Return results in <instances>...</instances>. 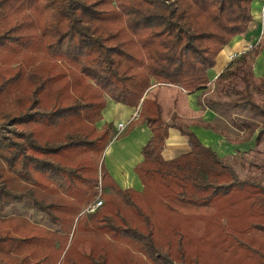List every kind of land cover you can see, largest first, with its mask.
I'll use <instances>...</instances> for the list:
<instances>
[{"label":"trees","instance_id":"obj_1","mask_svg":"<svg viewBox=\"0 0 264 264\" xmlns=\"http://www.w3.org/2000/svg\"><path fill=\"white\" fill-rule=\"evenodd\" d=\"M253 2L0 0V264H143L144 255L204 264L207 246L213 264H264V184L241 178L175 114L165 122L145 96L162 84L200 92L201 110L216 117L196 126L236 143L255 137L258 148L264 106L247 78L227 107L207 92L208 71L248 30ZM108 99L141 106L124 135L143 124L152 131L134 169L142 191L121 188L104 164L114 125L98 123ZM230 108L249 111L239 132ZM171 128L190 151L165 160Z\"/></svg>","mask_w":264,"mask_h":264},{"label":"crops","instance_id":"obj_2","mask_svg":"<svg viewBox=\"0 0 264 264\" xmlns=\"http://www.w3.org/2000/svg\"><path fill=\"white\" fill-rule=\"evenodd\" d=\"M263 10L264 0H254L252 3L253 21L245 33L236 35L219 53L215 66L208 71L210 86L216 83L220 75L230 69L239 55L251 51L253 46L258 45L262 40L260 35L264 33ZM259 46L260 52L254 64V75L258 79H262L264 77V42ZM199 95L200 92L188 94L177 86L162 84L153 85L145 96L158 101L161 106L162 119L165 122H172L174 114L176 118L195 119L186 129L193 131L204 145L210 146L224 159L228 160L232 156L238 155V151L242 155L255 149V137L248 142L236 143L211 130L196 126L195 123L199 119L210 122L216 117V113L210 109L201 110L197 101ZM140 108V105L133 108L108 99L103 111V120L98 123V127H102L105 123H113L116 127L118 124L128 126L131 121L138 119ZM124 132L106 148L104 164L111 177L121 188L142 191L143 185L134 169L142 162V148L153 134L146 124L135 126L125 135ZM189 151L187 137L180 130L171 128L162 152L164 159L172 160Z\"/></svg>","mask_w":264,"mask_h":264},{"label":"rangeland","instance_id":"obj_3","mask_svg":"<svg viewBox=\"0 0 264 264\" xmlns=\"http://www.w3.org/2000/svg\"><path fill=\"white\" fill-rule=\"evenodd\" d=\"M261 34V33H260ZM262 39L259 41L258 45H254L253 49L247 52V58L244 62L234 61L232 66L228 71H226L223 77L217 81L214 85L209 86L207 92L212 99H216L220 97L224 103H226V107L228 104L235 98L234 90H240L243 88L242 76H245L250 83V91L253 96L255 102L259 105L264 106V86H260L259 83L261 79H258L254 75V64L260 52V44L264 42V33L260 35ZM186 96V95H184ZM225 107V108H226ZM226 115L232 118L234 122H236V128H232L234 132H239V126H242L244 122L249 121V111L248 110H240L237 108H230V111L226 113ZM195 119H188L184 117H177L175 119V123L180 125L183 128H187L192 121ZM127 126L123 130H117L114 125L113 134L114 139L120 134H122L126 130ZM113 139V140H114ZM232 140V139H231ZM230 163L233 164L235 170L239 174L241 178H249L253 180H257L264 184V140L261 145L256 148L254 151L245 154H238L232 156L228 159ZM35 219L42 223L43 225L49 226L50 224L46 219L41 218V215L35 214ZM127 250L132 251L133 256H140L142 252L135 251L131 246L126 245ZM203 254L201 257V261L204 264H213L215 261V255L212 253L209 246L203 248ZM143 264H156L153 263L150 259L146 258L145 255L143 257ZM160 264H167L162 261ZM225 264H242L240 260L234 259L232 257L225 258Z\"/></svg>","mask_w":264,"mask_h":264},{"label":"built area","instance_id":"obj_4","mask_svg":"<svg viewBox=\"0 0 264 264\" xmlns=\"http://www.w3.org/2000/svg\"><path fill=\"white\" fill-rule=\"evenodd\" d=\"M263 16H264V10H263ZM126 125L125 124H118L116 129L119 130H123L125 129ZM102 204V200H98L95 205L92 207V209L90 210V212H94L98 207H100Z\"/></svg>","mask_w":264,"mask_h":264}]
</instances>
